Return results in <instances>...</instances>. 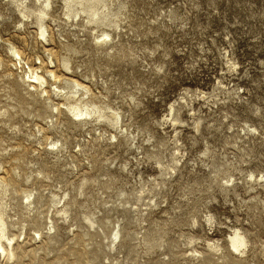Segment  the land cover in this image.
I'll return each instance as SVG.
<instances>
[{"label":"rangeland","instance_id":"1","mask_svg":"<svg viewBox=\"0 0 264 264\" xmlns=\"http://www.w3.org/2000/svg\"><path fill=\"white\" fill-rule=\"evenodd\" d=\"M115 1L126 17L106 50L89 26L63 21L59 0L48 42L31 25L23 34L0 0V201L16 224L7 221L19 239L13 264H264V0ZM12 46L33 67L55 66L56 86L89 87L128 134L110 144L111 129L66 111L56 122L48 111L59 99L31 97L28 66L9 65ZM53 142L61 152L45 153ZM209 187L210 226L199 215ZM27 195L31 212L21 209ZM234 229L248 240L243 254L228 250Z\"/></svg>","mask_w":264,"mask_h":264},{"label":"bare ground","instance_id":"2","mask_svg":"<svg viewBox=\"0 0 264 264\" xmlns=\"http://www.w3.org/2000/svg\"><path fill=\"white\" fill-rule=\"evenodd\" d=\"M11 4H13L18 16L20 17V26H22L23 34H26V27L28 25L34 26L36 28V41L37 37H40L45 42L49 41L50 33L48 32L49 27L47 26L46 20L49 17H52L50 12L53 10V0H7ZM60 1V14L64 18V22L70 24L71 26H75L76 28L82 29L86 26L90 31H96V34L93 35V41L99 47H106V50L113 49L116 44L119 43L120 38V29L121 24L125 20L126 17V5L123 4H115V0H59ZM21 28V27H20ZM93 34V33H92ZM117 39V40H116ZM25 40V39H24ZM45 49V48H44ZM46 51H51L47 50ZM11 53L18 59V61H10L14 68L17 70V63H19L20 69L22 70L21 63L24 61L25 65H27V72L25 70L24 75L27 74V87L29 90V94L32 95L39 94V100L43 98V102L49 100L51 98L50 95L56 96L59 102L54 104L51 108L50 115H54L55 121L57 122V117L63 111L71 116V119L74 122H77L80 126L82 125H92L99 129H111L114 134L110 135L107 141L111 144L114 141H118V134L123 136L124 134H128V129L123 127L121 116L118 113V110L111 108L109 105H96L90 102L89 96H91V90L89 87L79 83L75 80H69L72 82V85L69 87H58L56 83L60 81V76H57L56 72L53 69L47 67L44 68L43 62L39 59V67H33L29 65L28 59H24L23 54L15 47H11ZM110 54V53H109ZM50 55L53 57V53ZM112 55V54H110ZM55 58V57H53ZM53 59L51 60V64H53ZM2 61L0 60V66ZM4 64V63H3ZM4 68V67H3ZM45 70H44V69ZM64 68L70 72L68 68V64H64ZM24 69V68H23ZM43 69V70H42ZM20 70V71H21ZM44 71V74L41 73ZM6 71V70H5ZM11 71V70H9ZM8 72V71H7ZM5 73V72H4ZM10 74V73H8ZM7 74V75H8ZM23 75V76H24ZM12 76V74H11ZM26 77V76H25ZM24 78V77H23ZM26 82L25 79H23ZM50 81L53 83L50 84L51 87H54L53 90L48 91V86ZM28 91V90H27ZM26 91V92H27ZM34 97V96H33ZM38 98V97H37ZM36 100V99H35ZM53 102V101H52ZM41 104V102H40ZM42 105V104H41ZM48 106V105H47ZM44 107V106H43ZM49 107V106H48ZM45 109V108H44ZM47 109V108H46ZM51 115V117H52ZM49 117V114H48ZM50 117V119H51ZM174 121L173 126L177 124ZM198 130L201 128L198 125ZM98 129V130H99ZM44 128L39 129V134H42L43 139H47L44 137ZM99 136L102 138L101 131ZM41 145V144H40ZM50 145L49 149H44V152L47 154H57L62 150V145L58 146V142H53ZM179 153V150L176 149ZM178 161V160H177ZM174 171V168H172ZM257 179H254V181ZM8 185L5 183L4 179H0V187L4 192H6V187ZM25 202L21 203V209H25L31 212V207L35 204L31 201V195H27L24 197ZM51 204L53 207H56L62 201V198L58 199V195L53 193L51 196ZM40 201V200H39ZM38 204V203H37ZM36 204V205H37ZM40 204V203H39ZM67 203H63L61 210L57 211L62 218H68L67 211ZM55 209V208H54ZM58 210V209H57ZM56 214V215H57ZM52 218V216H51ZM11 219V216L7 213V205L3 204L0 201V264H13L16 260V247L18 246V240L16 239L15 234H9L8 231V220ZM53 220L50 219L51 229L53 230ZM16 224L11 223L10 226L14 227ZM239 229H234L232 235H229L228 250L231 254L232 250L236 253L243 254L248 246V240L241 231H237ZM53 232V231H51ZM47 233V232H46ZM45 235H48V233ZM38 238L42 241V235L40 233H36ZM47 238V237H46ZM118 235L114 236L116 240ZM25 235L23 237V242H25ZM211 249L217 250V247L209 246ZM18 248V247H17ZM209 248V249H210ZM195 254L200 255L197 250L192 251Z\"/></svg>","mask_w":264,"mask_h":264},{"label":"clouds","instance_id":"3","mask_svg":"<svg viewBox=\"0 0 264 264\" xmlns=\"http://www.w3.org/2000/svg\"><path fill=\"white\" fill-rule=\"evenodd\" d=\"M252 131H255V130L253 129ZM148 142L150 143V141H148ZM172 159H173V164H175L176 163L175 156H173ZM169 171H171V169H169ZM228 183H230V181H225V184H228ZM161 187H162V185H161ZM190 195L191 196H195L196 193H191ZM202 195H207L209 197V200L204 205V211L199 214L200 215V219H202V222L204 224H207V225L210 226L214 222V216H213V214L211 212H208L207 211L208 204L212 202L211 187H209L205 192H203ZM182 198L185 199V200H188L189 199V196H183ZM192 219H193V225L192 226H195V220H196V218L195 217H192ZM237 231H239V230H237Z\"/></svg>","mask_w":264,"mask_h":264}]
</instances>
